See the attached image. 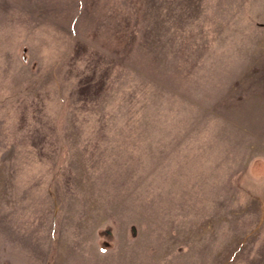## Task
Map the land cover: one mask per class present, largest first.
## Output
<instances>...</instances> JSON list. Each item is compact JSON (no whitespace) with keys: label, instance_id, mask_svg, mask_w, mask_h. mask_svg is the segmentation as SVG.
Masks as SVG:
<instances>
[{"label":"rangeland","instance_id":"1","mask_svg":"<svg viewBox=\"0 0 264 264\" xmlns=\"http://www.w3.org/2000/svg\"><path fill=\"white\" fill-rule=\"evenodd\" d=\"M0 264H264V0H0Z\"/></svg>","mask_w":264,"mask_h":264}]
</instances>
